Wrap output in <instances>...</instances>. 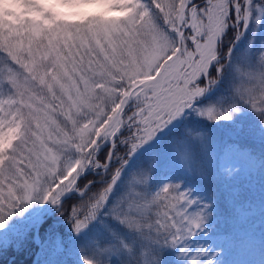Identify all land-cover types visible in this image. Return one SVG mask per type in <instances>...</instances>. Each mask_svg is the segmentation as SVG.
Here are the masks:
<instances>
[{
	"label": "snow or ice",
	"instance_id": "6c2138e0",
	"mask_svg": "<svg viewBox=\"0 0 264 264\" xmlns=\"http://www.w3.org/2000/svg\"><path fill=\"white\" fill-rule=\"evenodd\" d=\"M25 252L264 264V0H0V259Z\"/></svg>",
	"mask_w": 264,
	"mask_h": 264
},
{
	"label": "trees",
	"instance_id": "16d2710c",
	"mask_svg": "<svg viewBox=\"0 0 264 264\" xmlns=\"http://www.w3.org/2000/svg\"><path fill=\"white\" fill-rule=\"evenodd\" d=\"M221 220L223 222V227H224L223 232L225 233V235H229L231 233V230L228 229V227H230V225L227 222V217L226 216L222 217ZM240 242H241L240 238L234 239V247L232 250L235 252L234 255H236V256H238L236 247L240 244ZM255 254L254 255L256 257L258 255H260L259 248H258V250H256ZM31 259H32V257L27 252L21 253V254L9 253L8 255H6L4 257V259H0V264H30Z\"/></svg>",
	"mask_w": 264,
	"mask_h": 264
},
{
	"label": "rangeland",
	"instance_id": "374dc122",
	"mask_svg": "<svg viewBox=\"0 0 264 264\" xmlns=\"http://www.w3.org/2000/svg\"><path fill=\"white\" fill-rule=\"evenodd\" d=\"M220 229H221V233L225 235V233L223 232L224 231V227H223L222 220H221V223H220ZM228 229L231 230L230 227H228ZM251 232L254 235L255 240L257 241L256 247L253 250L249 251V250H247L244 247L243 242L241 240L240 244L236 247L238 256L234 255L235 252L232 250V252H231V258L232 259L238 260V261H244V260H255V259L259 258V255L257 257L255 256L256 255L255 254L256 250H258V248H259L258 241H259V236H260V227H259L258 220L253 225V228L251 229Z\"/></svg>",
	"mask_w": 264,
	"mask_h": 264
}]
</instances>
